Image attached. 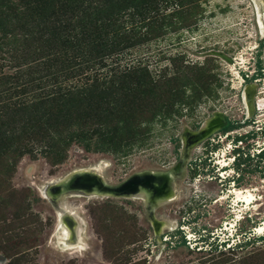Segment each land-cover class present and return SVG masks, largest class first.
<instances>
[{
	"label": "rangeland",
	"instance_id": "1",
	"mask_svg": "<svg viewBox=\"0 0 264 264\" xmlns=\"http://www.w3.org/2000/svg\"><path fill=\"white\" fill-rule=\"evenodd\" d=\"M12 1L16 16L23 10L31 21H8V31L0 27V264H264V230H259L264 227V157L259 155L264 150V0H189L199 7L193 23L175 14L173 0L166 11L172 24L130 50L122 62L145 61L160 70L175 56L194 64L213 57L221 66L217 97H203L195 114L202 124L220 111L234 129L218 130L191 149L179 199L157 213L184 230L167 228L164 243L154 235L140 201L89 200L74 192L63 202L49 195V187L87 166L100 167L113 184L145 170L172 168L184 132L196 130V116L185 110L177 122L154 125L146 145L123 155L97 145L99 121L92 117L73 114L67 120L54 114L45 121L44 109L34 120L31 107L56 101L61 84L87 82L85 72L57 83L56 60L63 50L96 41L88 34L90 23L79 24L85 15L77 8L80 0ZM144 1L163 7L160 0ZM75 54L70 50L69 58ZM250 86L255 93L247 104L244 93ZM102 97L98 91L94 109L106 104H98ZM170 97L161 92L154 101ZM152 99L137 94L139 110H150ZM79 129L92 137L91 146L70 137ZM236 190H251L256 201L247 204ZM69 229L73 234L65 240Z\"/></svg>",
	"mask_w": 264,
	"mask_h": 264
},
{
	"label": "trees",
	"instance_id": "2",
	"mask_svg": "<svg viewBox=\"0 0 264 264\" xmlns=\"http://www.w3.org/2000/svg\"><path fill=\"white\" fill-rule=\"evenodd\" d=\"M160 1L163 2L161 8L153 5L154 2L148 3L143 0H80L79 3L77 1L78 10L85 13L79 24L90 23L91 29L88 34L92 35L96 43L83 42V45L80 43L74 46L76 48L63 50L60 59L56 60L60 70L54 73L59 83L60 77L68 79L67 77H75L86 72L87 82L74 86L61 84L56 101L41 106L39 103L31 107L30 114L34 115V120L35 113L44 109L42 118L45 121L53 118L54 114H63L67 120L73 114L81 115L82 119L83 116L92 117L99 121L96 129L97 145L110 151L117 150L123 155L136 146L146 145L154 125L161 124L166 127L170 121L177 122L184 116L185 110L189 115L196 116V110L203 97H217V91L222 86L218 58L212 57L205 59L202 64H194L186 62L182 56H175L170 58L169 66L160 70H152L150 64L145 61L122 63L125 56L130 54V50L147 41L161 27L172 24V14H167L166 11L173 0ZM176 2L178 9L174 11L175 14L184 22L193 23L195 21L193 19H197L199 14L195 13V10H199V7L191 6L193 2L189 0ZM12 3V0H0V20L3 22L0 27L7 31V24L13 25L15 20L31 21L30 16L24 17L26 11L23 10L18 18L15 13L19 9ZM159 20L162 24L158 26L156 23ZM80 35L85 37L86 34L81 32ZM72 49L76 56L70 59L69 51ZM259 76H262V68H259ZM98 91L103 94L98 104L107 102L103 108L94 109L92 104ZM188 91L192 94L186 96ZM161 92L171 93L172 97L155 102L154 95ZM137 94H149L153 97L147 105H150V110H139ZM91 113H94L96 118L91 116ZM197 119L196 116L193 123L196 130L201 126ZM233 129L234 124L229 121L223 131L228 133ZM70 137L83 143L93 140L84 129L72 132ZM48 145L47 148H50L51 144ZM87 145L91 146L92 143L89 142ZM240 148L235 152H241ZM259 155L263 158L264 150Z\"/></svg>",
	"mask_w": 264,
	"mask_h": 264
},
{
	"label": "bare ground",
	"instance_id": "3",
	"mask_svg": "<svg viewBox=\"0 0 264 264\" xmlns=\"http://www.w3.org/2000/svg\"><path fill=\"white\" fill-rule=\"evenodd\" d=\"M252 93L254 96L255 88L253 86H250L247 88L245 92V98L247 103V96ZM244 98V99H245ZM253 110H249V115H251ZM225 123V116L222 112L217 111L216 116L214 119L209 120L205 127L208 128V130L212 131L211 135L209 137H205L204 139L200 140H206V138H210L212 135L215 134L220 129L223 124ZM192 131V130H191ZM200 141L195 142L190 150L189 153L184 157L185 162V172L182 173H171L170 168L166 169H150L146 170L147 172H153L155 175V178L152 179L153 184L156 186H160L161 184L164 185L165 183V175L170 176L172 174V178H170V181L168 183V190L165 192L161 191H154L151 189L148 184H140L139 188L136 189V191H129L127 190V186L130 183L131 178L136 174H133L126 178L124 181L113 184L109 182L103 175L102 169L98 166H87V167H81L77 168L76 170L71 171L70 173L56 179L51 186L49 187V195L55 196V199H63V197L68 194H74V192L81 194L82 197L89 200H106V199H125L129 201H140L142 202L146 208L147 213L150 218L151 226L154 230V235L159 239L161 243H164V241H167L166 239L163 240L162 237L165 235L167 228H170L172 230H176V225H171L166 220L159 219V216L157 215L158 211L175 203L179 199L178 195V187L179 182H182L187 177V166H189V163L191 162V149L197 145ZM139 173V172H138ZM75 174H92L100 176V178L103 181V186H95L91 190H87L88 185L91 183L90 181H86L85 178L81 179L78 182H74L73 179L75 178ZM135 178V177H133ZM133 180V179H132ZM119 189H122L123 191H119ZM51 191V192H50ZM77 194V195H78ZM235 194L237 198L244 200L247 202V204L252 205L254 201H256V196L254 193L249 190L247 192H243L242 190H236ZM71 196V195H70ZM63 201V200H61ZM64 202V201H63ZM255 209L256 208H251ZM61 214V213H60ZM64 219L61 218L60 221H63ZM176 228V229H175ZM260 231L264 230V227L262 226ZM73 231L68 230L66 231L65 240L69 239ZM72 243V241H71ZM81 247V246H80ZM75 248V247H72ZM80 250V249H79Z\"/></svg>",
	"mask_w": 264,
	"mask_h": 264
},
{
	"label": "water",
	"instance_id": "4",
	"mask_svg": "<svg viewBox=\"0 0 264 264\" xmlns=\"http://www.w3.org/2000/svg\"><path fill=\"white\" fill-rule=\"evenodd\" d=\"M244 97H245V93H244ZM252 97H253L252 93H250L247 96V104H250ZM245 100H246V98H245ZM215 116H216V113H214L212 117H210L209 119L204 121L197 130H192V131L186 130L184 132V134L181 138V149L179 152V161L177 162V164L175 166L170 168V171H172L171 173L185 172L184 157L189 153L191 146L195 142L200 141V140L204 139L205 137H209L211 135L212 131L208 130V128H206L205 125L209 120L214 119ZM226 126H227V121L225 118V123L223 124V126L220 129H224ZM75 175L76 176L73 179L74 182H78L83 178H85L86 181L91 182L88 185L87 190H91L95 186H103V181L100 178V176L92 175V174H84V175L75 174ZM133 177H135V178H133ZM133 177L131 178L130 183L127 186V190H129V191H136V189L139 188L140 184H148V186L151 189H153L154 191L165 192L168 190V183L170 181V178H172V174H170V176L165 175L164 176V178L166 179L165 183H164V185L161 184L160 186H156L153 184L152 179L155 178V175L153 174V172H147L145 170V171L136 173Z\"/></svg>",
	"mask_w": 264,
	"mask_h": 264
},
{
	"label": "flooded vegetation",
	"instance_id": "5",
	"mask_svg": "<svg viewBox=\"0 0 264 264\" xmlns=\"http://www.w3.org/2000/svg\"><path fill=\"white\" fill-rule=\"evenodd\" d=\"M176 230L179 231L180 233H183V230H184V229H183V226L181 225V226H180L179 228H177ZM176 230H175V231H176Z\"/></svg>",
	"mask_w": 264,
	"mask_h": 264
},
{
	"label": "built area",
	"instance_id": "6",
	"mask_svg": "<svg viewBox=\"0 0 264 264\" xmlns=\"http://www.w3.org/2000/svg\"><path fill=\"white\" fill-rule=\"evenodd\" d=\"M167 240V238H165Z\"/></svg>",
	"mask_w": 264,
	"mask_h": 264
}]
</instances>
